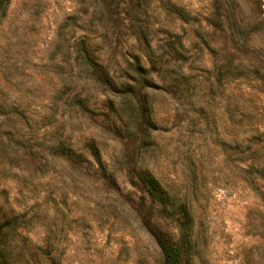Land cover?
Returning <instances> with one entry per match:
<instances>
[{
	"label": "rangeland",
	"instance_id": "rangeland-1",
	"mask_svg": "<svg viewBox=\"0 0 264 264\" xmlns=\"http://www.w3.org/2000/svg\"><path fill=\"white\" fill-rule=\"evenodd\" d=\"M169 1L182 8L185 22L159 0H150L151 17L156 28L181 36L184 67L200 83L195 95L154 97L155 118L166 128L152 135L159 150L150 168L180 196L192 167L189 158L197 174L188 198L191 245L181 263L264 264V208L258 194L238 179L234 151L226 146L236 131H264V0ZM77 10L74 0H0V219L17 216L20 227L4 242L16 264H162L149 230L158 228L176 240L177 223L160 218L141 190L130 171L136 144L118 136L105 119L97 90L83 93L88 119L68 120L59 107L54 131L76 148L93 141L106 168L114 170L111 183L92 163L79 173L45 166L13 144L15 138L22 144L26 133L45 141L49 129L27 130L21 121L12 125V111L40 115L60 89L61 72L75 73L64 64L59 70L60 54L52 52V44L61 23L70 30L73 23L65 19ZM241 32L244 39L236 35ZM125 38L117 36L121 42ZM109 39L100 44L102 59L117 57L115 37L111 45ZM214 79L218 84L210 92ZM64 98L60 95L58 104ZM196 101L202 108L199 121L192 109ZM259 146L256 160L264 156V141Z\"/></svg>",
	"mask_w": 264,
	"mask_h": 264
},
{
	"label": "trees",
	"instance_id": "trees-1",
	"mask_svg": "<svg viewBox=\"0 0 264 264\" xmlns=\"http://www.w3.org/2000/svg\"><path fill=\"white\" fill-rule=\"evenodd\" d=\"M74 1L78 6V13L74 15V21L72 17L65 19L66 23L72 21V27L65 31L66 24L63 22L59 25L52 52L60 54L59 70H62L64 64L68 66L69 72L73 66L75 73L72 76L61 72L58 81L60 89L54 92L53 98H49L45 111L35 118L27 113H17L13 108L12 125L21 121L27 130L36 126L39 131L49 129L48 133L42 135L45 138L43 142L39 143L36 136L26 133L22 144L16 138L13 139V144L22 146L29 157L39 160L45 166L58 164L61 168L64 166L79 173L88 162L92 163L97 165L102 177H107L111 183L114 170L106 168L93 141L84 140L82 146L76 148L70 143L69 137L63 138L54 131L59 107L64 110L68 120L88 119V99L83 93L88 91V87L97 90L104 98L102 105L107 111L106 114L103 113L105 119L112 123L118 136L136 144L137 159L130 171L141 190L148 196L160 218H170L177 223L179 238L176 240H172L168 233L158 228L149 230L161 255L162 264H182V254L191 245L192 215L188 198L196 190L197 174L192 169L194 163L189 158L188 168L191 167L190 162L192 167L188 170L181 196L162 184L150 168L159 150L152 135L163 127L166 128L155 118L154 97H167L169 94L179 97L200 92L197 76H190L188 67H184L187 60L182 38L176 33L156 28L150 13V0ZM159 3L179 21L187 20L182 8L169 0H159ZM80 14L87 15L78 24L75 18L80 19ZM76 30L81 34L76 35ZM158 34L163 36L159 41L155 39ZM236 35L241 39L245 37L244 32ZM107 36L110 39L115 37V46H119V51L117 57L111 54L102 59L99 47L106 42ZM117 36L126 38L121 42ZM123 47L125 51L122 52ZM214 84H218L216 79L208 87L210 92L213 91ZM64 94V100L58 104L60 95ZM192 109L199 121L202 118L200 103H192ZM253 141L259 146L264 141V131L260 132L257 128L236 131L231 144L226 146H231L234 151L238 179L258 194L264 208V156L256 160V155L261 153V146L255 147L252 145ZM16 217L5 214L0 219V264H16V259L10 256L4 242V236L9 231L20 228Z\"/></svg>",
	"mask_w": 264,
	"mask_h": 264
}]
</instances>
